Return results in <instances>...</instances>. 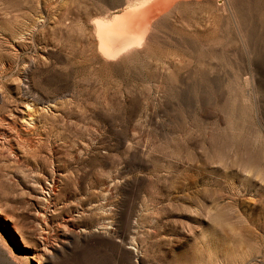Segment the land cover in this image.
<instances>
[{"label": "rangeland", "instance_id": "obj_1", "mask_svg": "<svg viewBox=\"0 0 264 264\" xmlns=\"http://www.w3.org/2000/svg\"><path fill=\"white\" fill-rule=\"evenodd\" d=\"M0 0V237L29 264H264V0ZM27 258V259H26Z\"/></svg>", "mask_w": 264, "mask_h": 264}, {"label": "bare ground", "instance_id": "obj_2", "mask_svg": "<svg viewBox=\"0 0 264 264\" xmlns=\"http://www.w3.org/2000/svg\"><path fill=\"white\" fill-rule=\"evenodd\" d=\"M179 0H138L125 5L109 19L92 21L98 62L118 63L143 49L150 41L157 22ZM27 259V258H26ZM0 264H29L0 237Z\"/></svg>", "mask_w": 264, "mask_h": 264}]
</instances>
